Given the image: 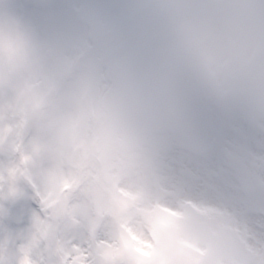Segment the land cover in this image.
<instances>
[{"label":"rangeland","instance_id":"rangeland-1","mask_svg":"<svg viewBox=\"0 0 264 264\" xmlns=\"http://www.w3.org/2000/svg\"><path fill=\"white\" fill-rule=\"evenodd\" d=\"M126 2L0 0V264H57L52 238L62 264H264V138L197 97L208 160L173 166L164 119L104 104L103 73L62 50L76 6L126 25ZM148 51L129 41L125 65Z\"/></svg>","mask_w":264,"mask_h":264},{"label":"clouds","instance_id":"clouds-1","mask_svg":"<svg viewBox=\"0 0 264 264\" xmlns=\"http://www.w3.org/2000/svg\"><path fill=\"white\" fill-rule=\"evenodd\" d=\"M74 17L78 32L62 50L103 73L104 104L164 119L173 166L196 170L208 160L191 116L197 97L264 138V0H127L126 25L100 8L76 6ZM134 40L149 51L128 67ZM237 148L212 163L230 171Z\"/></svg>","mask_w":264,"mask_h":264}]
</instances>
